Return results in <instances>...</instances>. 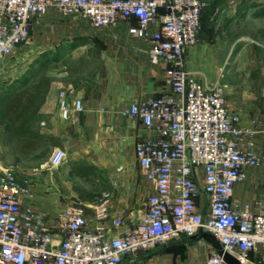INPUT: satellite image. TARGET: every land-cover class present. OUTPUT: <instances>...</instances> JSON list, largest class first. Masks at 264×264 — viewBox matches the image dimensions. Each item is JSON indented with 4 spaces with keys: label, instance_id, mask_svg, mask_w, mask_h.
<instances>
[{
    "label": "built area",
    "instance_id": "1",
    "mask_svg": "<svg viewBox=\"0 0 264 264\" xmlns=\"http://www.w3.org/2000/svg\"><path fill=\"white\" fill-rule=\"evenodd\" d=\"M209 3L0 0V64L29 40L34 23L53 7L93 27L134 18L129 32L147 40L148 51L170 64L166 81L171 87L169 93L132 101L119 110L122 116L140 118L148 131L135 142L134 155L152 185L132 225L121 218L111 224L101 221L109 195L105 192L96 209L97 223L89 222L85 206L70 202L54 234L45 224L47 212L26 203L34 198L29 181H19L13 167L0 162V264H121L124 256L132 262L156 245L202 231L220 245L209 251L205 264H230L225 252L241 264H264V206L253 210L249 203L239 207L232 201L245 167L264 166V150L255 148V129L240 125L238 112L227 108L225 84L218 78L197 79L184 56L198 42L201 12ZM58 94L66 118L70 101L64 88ZM71 104L74 110L83 108L80 98ZM64 156L65 150L54 146L48 161L58 165Z\"/></svg>",
    "mask_w": 264,
    "mask_h": 264
},
{
    "label": "crops",
    "instance_id": "2",
    "mask_svg": "<svg viewBox=\"0 0 264 264\" xmlns=\"http://www.w3.org/2000/svg\"><path fill=\"white\" fill-rule=\"evenodd\" d=\"M229 6L228 0H210L201 19L205 20L219 8L220 18L228 15ZM135 23L134 18H120L112 26L93 27L82 17L67 16L49 7L31 28V41L37 46L59 45L58 60L62 65L58 71H47L49 68L45 71L53 79L30 123L57 139L52 148L62 147L65 156L68 149L73 150L69 156L68 174L87 180L83 183L84 190L89 191L87 195L74 193V201H66L57 184L50 182L56 186L57 193L53 205L42 204L35 195L32 200H26L47 212L45 224L54 234L61 223L60 214L70 202L85 206L89 222L97 223L96 210L88 209L83 202H91L97 209L105 192L109 193L104 203L105 217L101 219L105 224L121 218L124 224L132 225L144 210L143 202L152 184L134 165V145L148 131L140 118L122 116L119 110L132 101L171 92L166 81L170 64L148 51L147 40L129 32V26ZM155 26L156 23L151 24L152 28ZM206 36L200 30L198 42L185 49L189 70L201 81L218 78L225 84L227 108L238 112L240 125L255 129V148L264 150L263 60L258 61V70L242 72L229 60L215 57L217 47L234 41L209 40ZM24 46L19 45L10 59L0 64V91L10 89L14 81L27 76L32 55L23 50ZM73 64L76 67L68 70L67 66ZM247 78L251 79L250 86L244 83ZM62 88L70 101L66 118L59 108L58 92ZM69 88L73 92L68 91ZM74 97L81 99V110L73 109ZM35 152L27 156L17 153L8 156L24 160ZM76 165H88L86 174H76L72 168ZM65 183L69 187L73 184ZM232 201L239 207L249 203L253 210L264 206V166L245 167L244 179L234 184ZM212 248V243L201 236L181 235L138 253L132 262L124 256L121 264H205Z\"/></svg>",
    "mask_w": 264,
    "mask_h": 264
},
{
    "label": "rangeland",
    "instance_id": "3",
    "mask_svg": "<svg viewBox=\"0 0 264 264\" xmlns=\"http://www.w3.org/2000/svg\"><path fill=\"white\" fill-rule=\"evenodd\" d=\"M228 3L230 5L228 15H223L220 18L221 8H219L210 13L205 20H201L200 30H203L209 40L227 39L234 41L227 46L217 47L218 52L215 57L229 60L231 64L233 63L242 72L258 70V61L263 60L264 62V14L259 16L256 13L259 9H264V0H234L233 2L228 0ZM31 39L32 37L23 44L25 45L23 50L29 51L30 55H32L30 66L37 68L45 58L44 53L47 51L53 57H51L52 62L49 63L50 68L46 70L58 71L62 63L58 59H54V57L60 54L59 45L44 48L43 45L37 46ZM250 82L251 79L249 78L244 80L247 86H250ZM51 150V146L46 150H37L33 156L24 160H16L9 156L2 158L0 152V162L13 167L19 181L24 179L30 181L35 198L42 204L50 203L53 205V202L57 199L56 186L50 182L57 184L60 193L63 194L66 201H74V193L87 195L89 191L84 190L83 184L87 183V180L74 178L68 174L69 156L73 153V150L68 149L63 162L58 165H52L48 161ZM134 165L139 168L135 159ZM66 181L72 182V187H69L65 183ZM70 189H75L76 192ZM83 203L87 205L88 209L96 210L93 203Z\"/></svg>",
    "mask_w": 264,
    "mask_h": 264
},
{
    "label": "trees",
    "instance_id": "4",
    "mask_svg": "<svg viewBox=\"0 0 264 264\" xmlns=\"http://www.w3.org/2000/svg\"><path fill=\"white\" fill-rule=\"evenodd\" d=\"M256 14L263 15L264 9H259ZM44 56L45 58L37 68H32V65L27 68V76L18 82L14 81L10 89L0 91V152L2 158L12 153L23 156L31 155L33 151L46 150L57 143L53 135L40 131L30 123L31 118L42 104L53 79L51 75L45 74V70L50 68L49 63L52 62L53 55L45 51ZM54 59H58V56ZM75 67L76 65L73 64L67 66V69L71 70ZM88 167V165H76L72 168L76 174L85 175Z\"/></svg>",
    "mask_w": 264,
    "mask_h": 264
},
{
    "label": "water",
    "instance_id": "5",
    "mask_svg": "<svg viewBox=\"0 0 264 264\" xmlns=\"http://www.w3.org/2000/svg\"><path fill=\"white\" fill-rule=\"evenodd\" d=\"M192 236H201L203 238H205L206 240H208L209 242L212 243L213 247L217 248V249H220V245L219 243L217 242V240L215 239V237L213 235H211L210 233L208 232H200V234L198 235H191L190 237ZM224 258L230 263V264H241L234 256L230 255L229 253L225 252L224 253Z\"/></svg>",
    "mask_w": 264,
    "mask_h": 264
}]
</instances>
